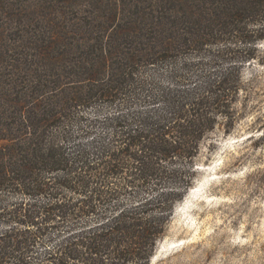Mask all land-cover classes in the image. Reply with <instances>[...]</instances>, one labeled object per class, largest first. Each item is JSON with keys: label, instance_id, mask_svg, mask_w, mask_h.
Segmentation results:
<instances>
[{"label": "trees", "instance_id": "16d2710c", "mask_svg": "<svg viewBox=\"0 0 264 264\" xmlns=\"http://www.w3.org/2000/svg\"><path fill=\"white\" fill-rule=\"evenodd\" d=\"M198 1L160 2L148 21L157 48L120 57L113 41L93 45L64 77L55 61L70 49L33 40L31 78L0 97V264L149 263L201 139L230 118L242 65L264 39V0ZM183 36L204 56L171 69L169 85L137 76L176 58ZM101 102L116 110L87 111Z\"/></svg>", "mask_w": 264, "mask_h": 264}, {"label": "rangeland", "instance_id": "374dc122", "mask_svg": "<svg viewBox=\"0 0 264 264\" xmlns=\"http://www.w3.org/2000/svg\"><path fill=\"white\" fill-rule=\"evenodd\" d=\"M161 1L179 0H0V97L15 94L31 78L34 69L25 58L34 39L53 36L60 49H70L55 61L60 77L75 67L79 56H89L93 45L113 41L120 57L129 47L157 48L158 26L148 21L163 10ZM201 11L221 10L206 6ZM186 37L176 43V58L163 68L141 64L137 76L169 85L171 69H183L187 61L204 56L200 43ZM220 45H212L211 58ZM255 48L254 57L242 65L241 89L230 118L219 117L201 139L192 176L177 191L148 264H264V39ZM224 59L220 63H230ZM50 62L43 63L47 74ZM114 110L101 102L87 111L101 117ZM178 168L188 171L182 163Z\"/></svg>", "mask_w": 264, "mask_h": 264}]
</instances>
